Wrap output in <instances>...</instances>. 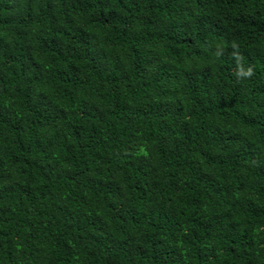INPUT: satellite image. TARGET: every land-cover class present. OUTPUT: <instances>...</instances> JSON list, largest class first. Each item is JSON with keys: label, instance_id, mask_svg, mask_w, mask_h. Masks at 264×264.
Here are the masks:
<instances>
[{"label": "trees", "instance_id": "obj_1", "mask_svg": "<svg viewBox=\"0 0 264 264\" xmlns=\"http://www.w3.org/2000/svg\"><path fill=\"white\" fill-rule=\"evenodd\" d=\"M0 264H264V0H0Z\"/></svg>", "mask_w": 264, "mask_h": 264}, {"label": "clouds", "instance_id": "obj_2", "mask_svg": "<svg viewBox=\"0 0 264 264\" xmlns=\"http://www.w3.org/2000/svg\"><path fill=\"white\" fill-rule=\"evenodd\" d=\"M247 74L250 75L251 74V71L249 70Z\"/></svg>", "mask_w": 264, "mask_h": 264}]
</instances>
